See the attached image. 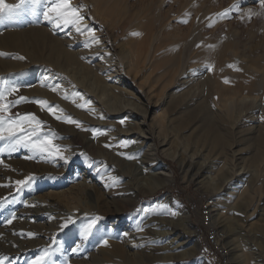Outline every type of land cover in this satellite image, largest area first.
I'll list each match as a JSON object with an SVG mask.
<instances>
[{
  "label": "rangeland",
  "instance_id": "374dc122",
  "mask_svg": "<svg viewBox=\"0 0 264 264\" xmlns=\"http://www.w3.org/2000/svg\"><path fill=\"white\" fill-rule=\"evenodd\" d=\"M53 2H28L11 18L0 19V33L21 31L27 37L33 28L46 27L80 60L66 65L63 58L47 62L37 55L33 58L39 60L30 63L19 58L25 53L18 48L0 51L8 54L0 55V91L17 89L5 103L26 98L5 115L35 114L43 122L38 135L59 145L61 153L31 147L0 152V264H34L45 253L42 264H98L94 259L105 240L123 246L131 260L140 257L137 264H264V113L256 108L249 118L254 115L251 107L240 103L244 92L264 100V10L259 0H105L106 21L92 0H70L73 6L84 5L82 23L94 31L98 43L86 30L45 20L43 12ZM248 9L257 14L249 19ZM144 24L149 38L137 48L140 53L149 49L150 55L137 68L140 54L132 58L127 44L137 43L133 36L141 34ZM159 48L163 54L182 48L185 63L173 83L153 73L152 61L161 59ZM205 55L219 63L215 69H207ZM79 69L133 104L102 106L96 94L87 93L86 83L76 84L82 78ZM208 77L212 83L206 82L204 90ZM29 88L34 90L29 93ZM38 100L58 106L63 111L57 115L79 126L57 119ZM229 101L235 102L232 110ZM162 110L164 129L154 121ZM206 122L211 126L203 130ZM142 128L148 137L139 136ZM208 131L220 136L219 144ZM164 138L169 144L162 143ZM151 142L157 145L154 158ZM6 144L0 141V149ZM134 146L137 155L131 153ZM256 152H262V160L251 163ZM162 164L171 175L169 182L146 194L148 177L162 179ZM29 176L30 182L16 184ZM25 206L50 211L26 215ZM69 217L72 223L62 227ZM97 217L85 238L83 230ZM173 224L179 227L176 232Z\"/></svg>",
  "mask_w": 264,
  "mask_h": 264
},
{
  "label": "bare ground",
  "instance_id": "6f19581e",
  "mask_svg": "<svg viewBox=\"0 0 264 264\" xmlns=\"http://www.w3.org/2000/svg\"><path fill=\"white\" fill-rule=\"evenodd\" d=\"M94 2V5H95V9L96 11H98L99 9L102 10V13L104 15V11H105V0H92ZM108 5V4H107ZM107 7V6H106ZM144 15V14H143ZM108 15H104V20L106 21V17ZM116 16V14H115ZM117 17V16H116ZM114 19V18H113ZM111 19H109L110 21ZM143 21V20H142ZM141 21V22H142ZM112 22V21H111ZM113 23V22H112ZM111 23V24H112ZM148 26L147 25H143L142 28L140 29L141 31V34H134L136 35L135 37L133 36V39L135 42V44H127L128 46V53L129 55L133 58L135 55H138V58L137 60L134 62L136 67L137 68H142V66L140 65L141 62H146L149 58V49H143L140 53L139 49L137 47H140L142 45H144L146 43V40L149 38L148 37V30L149 28H147ZM25 32V31H24ZM22 32V33H24ZM133 35V34H132ZM150 36V35H149ZM131 37V36H130ZM27 39L29 40L30 44L28 43ZM132 39V40H133ZM183 43H184V40H183ZM160 44V43H159ZM164 44V43H163ZM165 45V44H164ZM179 45V44H178ZM4 48L6 49H12V48H18L19 51H21L22 53H25V54H22L21 57H23V59L25 60H28L31 62H35V60H39V59H34L33 57L34 56H37V55H42V59L47 61V62H61V58H63V62L66 64V65H72L74 63H78L80 62V60L78 59V56L76 53H72L70 52V50L65 46V42L62 41L61 39H58L56 38L55 36L51 35L50 32L47 30L46 27H36V28H33V30L31 31V34L30 35H27V37H24L21 35V31H7V32H4V33H0V51L1 50H4ZM104 48V47H103ZM157 48V47H156ZM21 49V50H20ZM103 50V49H102ZM157 51V50H156ZM180 51H182V48H180L178 51L177 50H174V51H171L169 52L168 54H163V50H161L159 48L158 52L160 53V56H161V59L160 58H154V60L152 61V67H153V73H155L157 75V79H161L163 78V76H165V80L167 83H173V76L176 75V73H178V71L181 69V67L184 65L185 63V60L181 61V56L183 55V53ZM216 51H218L216 49ZM220 51V50H219ZM218 51V52H219ZM103 52V51H101ZM106 54V53H105ZM195 54V53H194ZM199 55V54H198ZM205 59H207V65H211L213 67V69L216 68L215 65H218L219 63H214L215 60L213 59V56H209V55H205L204 56ZM3 59V58H1ZM4 60V59H3ZM174 63V68H172L171 66V63ZM8 65V64H7ZM7 65H4V66H7ZM117 65V64H116ZM113 66V65H112ZM134 65L132 64L131 67H133ZM162 67H165V69H162ZM171 68V70L169 69ZM202 69H204V67L202 68H199V70L201 71ZM208 69V68H207ZM117 70V69H116ZM188 71V70H187ZM207 71V70H206ZM118 72V71H117ZM191 72V71H190ZM79 73L81 74V80L80 81H76V84L78 86H83L85 83H86V89L87 91H90V92H87L90 96L91 94H96L97 95V100H98V103L101 104L102 106L103 105H108V106H114V107H117L120 105V103H125V102H128V104L132 105L133 103L131 101H122L118 96L117 94H115V92L113 93L112 91L109 90V86L108 85H100L98 84V82L96 80H94L93 78L91 77H88L86 75H82V69H79ZM152 72L148 75V76H151L153 74ZM199 73V72H198ZM147 75V73H146ZM195 75V74H194ZM200 75V74H199ZM206 75V74H205ZM192 76V75H191ZM195 77V76H194ZM203 73L196 79V81H199V82H196L194 85L196 88H198L200 86V84L203 82ZM208 79V80H207ZM206 80H204V83H203V86L204 87V90L206 88V82L207 83H212V80L208 77ZM162 80V79H161ZM190 80V79H189ZM147 81V80H146ZM145 81V82H146ZM156 81V80H155ZM188 81V80H187ZM191 81V80H190ZM144 82V83H145ZM157 82V81H156ZM143 83V84H144ZM186 82H182V84H185ZM194 83V82H193ZM164 84V87L167 88V85L165 83ZM180 87L182 89H185V88H188L190 86H186V85H183L181 86V84H179ZM193 85V86H194ZM164 87H162V93L164 91ZM29 93L34 90V89H31L30 88L28 89ZM156 91V90H155ZM161 92V91H160ZM188 92V89H186L183 94L185 95L186 93ZM204 93V92H203ZM205 94H203L202 96H204ZM260 97L258 95H250L249 93L247 92H244V95L241 96L240 98V103L242 105H246V106H250V110L249 112L254 113L253 116H249V118H254L255 116V112H254V109L258 108V112L261 111V113L263 112L264 113V100H260L259 99ZM264 98V96H263ZM219 103V102H218ZM230 105L232 106L230 109H234L233 106H234V101H229ZM127 106V105H126ZM135 107V106H134ZM127 108V107H125ZM124 109V108H123ZM122 109V110H123ZM100 110V109H98ZM205 109H202L201 111H204ZM256 111V112H257ZM164 111L162 110L160 113H158L157 115L154 116V121L155 123L159 124V126H161V128L164 129V127L166 126V118H165V115L163 113ZM248 112V113H249ZM242 114V113H241ZM247 114V111L245 113H243L242 117H244L245 115ZM248 117V116H247ZM206 120H203V122H205ZM209 121H212V120H209ZM211 123L212 122H206L205 123V126L203 127V130H207L210 126H211ZM182 127L183 126H187L188 124L186 123H183L181 124ZM236 125V124H235ZM256 126V125H255ZM141 128V127H140ZM258 128V127H257ZM252 132L255 131V129L252 127ZM258 130H256L255 132H257ZM261 131L264 132V126L261 127ZM128 132H131V131H126V134H128ZM139 132V136L141 135L140 132H142L146 137H148V134L145 132V130L142 128V130H138ZM236 132V131H235ZM249 132H251V130L249 129ZM237 134V132H236ZM118 135H123L122 132H119ZM206 135L208 137H210V140L214 141L215 143L219 144V141H220V136H218L217 134H215L214 132H207ZM144 136V137H145ZM260 138L262 140V144H264V133H261L260 135ZM259 139V138H258ZM145 142V141H144ZM162 143L165 145L168 143V139L167 138H164V140H162ZM142 144V143H141ZM145 144V143H143ZM151 147H149V150L152 151V155H153V158L154 157H157V153L155 151V145L154 146V143L151 142ZM169 144V143H168ZM137 146V145H136ZM136 146H134V149H131V153H134L136 152L137 150H139V148H137ZM262 150V149H261ZM133 155H137L136 153H134ZM262 156V152H259L257 153L256 152V157H253L252 158V161L251 163H257L259 161L262 160V158H260ZM157 162V161H156ZM143 164V163H142ZM165 164H162L159 169H160V176L162 177V181H153L152 178H149L148 179L150 180L148 183L149 184V189L145 192L146 194L147 193H154L155 191H157L159 188L163 187V186H166L167 183L169 182V176H171L170 174H167L168 172V169L164 166ZM202 169V168H201ZM206 169V168H205ZM200 170V169H199ZM202 171V170H201ZM243 174V173H242ZM151 175V174H150ZM152 176V175H151ZM231 176H234L233 179H237L238 176L236 177L234 174L231 175ZM147 179V180H148ZM155 180V179H154ZM3 193L0 194V197L3 196L2 195ZM26 207H24V209L22 211H25L24 213H26V215H33V216H38L40 215L41 213H48L50 210H46V209H40V208H28L26 210ZM21 211V212H22ZM36 213H39L38 215ZM25 215V214H24ZM156 219V218H155ZM155 221V220H154ZM158 221V220H157ZM214 221V220H212ZM216 221V220H215ZM217 222V221H216ZM167 223V222H166ZM151 224H153V222H151ZM21 226V225H20ZM183 226V225H182ZM172 229H175V232L179 229L178 225H172ZM182 234V235H181ZM180 235L182 237H188L186 234L184 233H180ZM186 235V236H185ZM92 237H94V233H92ZM180 237V238H182ZM185 238V239H186ZM93 239V238H92ZM24 244H21V248L20 250H24L25 247L23 246ZM10 251V250H8ZM196 250L194 249L193 251H190V255H194V252ZM14 253V252H13ZM187 254L185 253L184 256H186ZM94 257V256H93ZM96 259H94V261L98 264H104V263H112L114 262L115 264H120L119 261H125L129 264H137V262L140 260V257H132L133 259L131 260L128 253H126V251L123 249V246H118L117 244H115L114 242H110L107 244L104 245V248L102 249H99L98 250V253H97V256H95ZM86 259V258H85ZM84 259V260H85ZM247 259V258H246ZM118 262H116V261ZM93 261V260H92ZM154 261V259L152 260V262ZM166 261V260H164ZM86 262L88 261H81V260H74V261H71L70 264H87ZM122 264V263H121Z\"/></svg>",
  "mask_w": 264,
  "mask_h": 264
},
{
  "label": "snow or ice",
  "instance_id": "6c2138e0",
  "mask_svg": "<svg viewBox=\"0 0 264 264\" xmlns=\"http://www.w3.org/2000/svg\"><path fill=\"white\" fill-rule=\"evenodd\" d=\"M31 2L32 4H38L40 0H19V3L16 4H9L6 0H0V19H3L5 15L9 18L14 15L16 10H18L22 5L25 3ZM260 7L264 10V0H259ZM84 7V5L73 6L70 0H54L51 7L45 9L43 12L44 19L47 21H51L56 27L60 26H68L74 25L76 27V31L80 32L82 30H86L91 37L92 42L98 43L99 40L95 36V33L92 29L88 28L87 25H84L82 22L84 20V16L81 14L80 9ZM232 7H238V3L234 4ZM229 10H225L224 13H220L219 15H225ZM252 9H248V18L250 19L252 15H255ZM241 19H244V16H241ZM187 23V20L183 21ZM211 26V25H209ZM0 55H8L6 53H0ZM23 59V57H19ZM228 67L235 68V65H228ZM208 70H212V66H208ZM236 70H239L238 68ZM225 82L227 83L228 80L225 78ZM17 89L15 87L11 88H4L0 91V141H7L5 148L0 149V152L3 151H15L18 147H31L35 150L40 151L41 153H49L50 155H61L59 152V145L53 144L52 140L49 139L47 136H44L43 139L40 138L38 133L40 132V128L43 124L35 114L29 113L25 114L24 116H20L19 114L13 115H5L10 111V108L14 104H18L21 101H24L25 97H20L14 101H7L5 103L7 95H10L12 92H15ZM37 103L41 104L42 107L46 106L47 110L50 114L54 115L57 119H66L68 122L76 123L79 126L78 121H72L70 117H62L57 115V111L62 112V109H58V106H52L48 104L47 101L38 100ZM55 107V111H54ZM25 123H28L29 127L25 128ZM123 123V121H121ZM126 144L127 142H122ZM134 158V157H129ZM2 163V161H0ZM33 179L32 176L27 177L25 180H18L16 181L17 185L23 186L26 183L30 182ZM175 215V213H172ZM99 219L94 218L91 223L85 227L83 230V235L86 238L87 235L90 233L91 229L96 223V220ZM10 223V221H9ZM72 223V218L69 217L62 227H67L68 224ZM29 235H33L29 233ZM104 244H107V240L103 241ZM79 246L73 251H78ZM47 253L44 256L38 257L34 264H42V261L46 259Z\"/></svg>",
  "mask_w": 264,
  "mask_h": 264
}]
</instances>
